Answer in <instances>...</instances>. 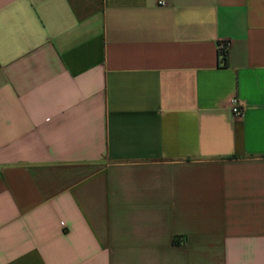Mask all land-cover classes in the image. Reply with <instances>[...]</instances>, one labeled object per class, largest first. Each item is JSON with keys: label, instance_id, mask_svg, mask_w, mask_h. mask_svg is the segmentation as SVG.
I'll return each mask as SVG.
<instances>
[{"label": "crops", "instance_id": "0c3cea01", "mask_svg": "<svg viewBox=\"0 0 264 264\" xmlns=\"http://www.w3.org/2000/svg\"><path fill=\"white\" fill-rule=\"evenodd\" d=\"M0 264H264V0H0Z\"/></svg>", "mask_w": 264, "mask_h": 264}, {"label": "built area", "instance_id": "2783aa9c", "mask_svg": "<svg viewBox=\"0 0 264 264\" xmlns=\"http://www.w3.org/2000/svg\"><path fill=\"white\" fill-rule=\"evenodd\" d=\"M160 5H165V2L163 1H159ZM229 42L227 41H222L218 44V52L220 55V59L223 62L224 58L226 57L228 50H229ZM232 113L235 116H239L241 117L243 115V108L241 107L240 103L238 102V100L234 99L232 101V107H231Z\"/></svg>", "mask_w": 264, "mask_h": 264}, {"label": "trees", "instance_id": "16d2710c", "mask_svg": "<svg viewBox=\"0 0 264 264\" xmlns=\"http://www.w3.org/2000/svg\"><path fill=\"white\" fill-rule=\"evenodd\" d=\"M226 62V57L224 58V60H223V63H225Z\"/></svg>", "mask_w": 264, "mask_h": 264}]
</instances>
